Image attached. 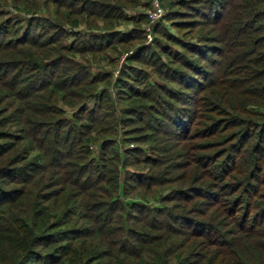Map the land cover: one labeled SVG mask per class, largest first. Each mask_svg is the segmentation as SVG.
<instances>
[{"label":"trees","instance_id":"1","mask_svg":"<svg viewBox=\"0 0 264 264\" xmlns=\"http://www.w3.org/2000/svg\"><path fill=\"white\" fill-rule=\"evenodd\" d=\"M161 1L0 0V264H264V0Z\"/></svg>","mask_w":264,"mask_h":264},{"label":"rangeland","instance_id":"2","mask_svg":"<svg viewBox=\"0 0 264 264\" xmlns=\"http://www.w3.org/2000/svg\"><path fill=\"white\" fill-rule=\"evenodd\" d=\"M183 2H184V0H182ZM176 8L178 9V10H181V11H183V10H191L188 6H185L184 7V4H180V5H177L176 6ZM13 9V8H12ZM15 10V9H14ZM193 10V9H192ZM181 14H185V13H178L177 15H181ZM188 14H192V15H187V17L186 18H190V17H193V13H188ZM178 18H181V17H177V16H175L174 17V19L173 20H175V19H178ZM160 21V23H159V32L157 33V39H158V41L160 42V44H164L165 42H166V44H167V42H168V37H170V34H178V35H183V36H187L189 33H188V31H187V29L185 28V27H179V28H177L175 25H174V23L171 21V19H165V18H163V19H160L159 20ZM131 24V23H130ZM122 26H125V25H122ZM162 31L164 32V33H162ZM159 36V37H158ZM141 39H136L135 41H140ZM142 41H147L146 40V38L145 39H143ZM149 41V40H148ZM137 42H134V44H132V45H130V46H128V47H123L119 52H120V56H119V58H118V65L113 69V72L115 73V72H117V70H118V66L122 63V61L126 58V56L132 51V50H134L135 49V46L137 45L136 43ZM169 44V43H168ZM170 45L172 46V47H176V45L174 44V43H170ZM162 54H163V56L164 57H166V54L165 53H163L162 52ZM134 62H136V64H139V65H144V66H146L145 64H142V63H138L137 61H134ZM153 75V74H152ZM155 76V75H154ZM154 76H152V77H154ZM155 79H158V80H162L160 77H155ZM181 98H182V95H181ZM164 128L165 129H167V127L166 126H164ZM176 127H174V129L172 128V131H170V132H168V133H164L165 135L167 134V135H171L170 137L171 138H174V139H177V138H179L180 136H181V131L180 132H177V131H179V130H181L179 127L177 128V129H175ZM175 130H177V131H175ZM174 131V132H173ZM198 140V139H197ZM130 144H132V143H130ZM138 145H140V146H143V147H146L147 146V141H141V142H139L138 143ZM129 168H131V167H129ZM197 182H199L198 180H197ZM152 202L153 203H157L158 201H156V199L154 198L153 200H152Z\"/></svg>","mask_w":264,"mask_h":264},{"label":"built area","instance_id":"3","mask_svg":"<svg viewBox=\"0 0 264 264\" xmlns=\"http://www.w3.org/2000/svg\"><path fill=\"white\" fill-rule=\"evenodd\" d=\"M150 2L151 6L146 10L148 21L145 24V37L147 41L152 38V23L157 20L164 11V6L161 0H150Z\"/></svg>","mask_w":264,"mask_h":264}]
</instances>
